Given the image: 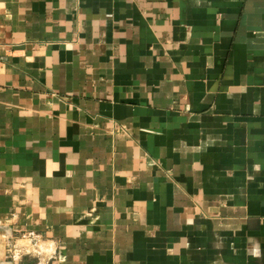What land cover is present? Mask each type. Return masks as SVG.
Returning <instances> with one entry per match:
<instances>
[{"label": "crops", "instance_id": "crops-1", "mask_svg": "<svg viewBox=\"0 0 264 264\" xmlns=\"http://www.w3.org/2000/svg\"><path fill=\"white\" fill-rule=\"evenodd\" d=\"M0 264H264V0H0Z\"/></svg>", "mask_w": 264, "mask_h": 264}]
</instances>
